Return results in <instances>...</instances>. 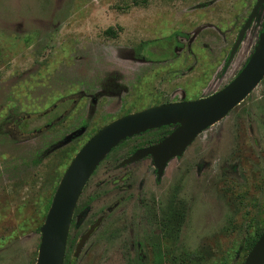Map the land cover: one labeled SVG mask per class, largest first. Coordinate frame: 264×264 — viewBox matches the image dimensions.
Masks as SVG:
<instances>
[{
    "label": "rangeland",
    "instance_id": "rangeland-1",
    "mask_svg": "<svg viewBox=\"0 0 264 264\" xmlns=\"http://www.w3.org/2000/svg\"><path fill=\"white\" fill-rule=\"evenodd\" d=\"M257 1L0 0V264H36L59 181L99 129L156 104L206 98L236 77L264 32V3L223 66ZM174 33L171 45L150 48L155 56H134ZM12 110L29 120L25 133L2 123ZM157 134L128 138L96 168L64 264H133L137 244L138 264H184L188 254L243 263L264 229V78L160 175L150 157L126 163Z\"/></svg>",
    "mask_w": 264,
    "mask_h": 264
},
{
    "label": "water",
    "instance_id": "water-1",
    "mask_svg": "<svg viewBox=\"0 0 264 264\" xmlns=\"http://www.w3.org/2000/svg\"><path fill=\"white\" fill-rule=\"evenodd\" d=\"M264 0H258L249 18L239 31L230 53H235L249 25ZM264 78V32L236 77L218 92L194 101L157 105L118 118L99 129L80 148L64 172L51 200L44 224L36 264H63L68 233L80 195L104 158L121 142L140 133L171 125L178 127L162 142L136 151L126 163L150 156L160 175L167 163L208 128L226 117ZM99 217L78 241L74 257H78L87 240L100 226ZM242 264H264V230Z\"/></svg>",
    "mask_w": 264,
    "mask_h": 264
},
{
    "label": "trees",
    "instance_id": "trees-1",
    "mask_svg": "<svg viewBox=\"0 0 264 264\" xmlns=\"http://www.w3.org/2000/svg\"><path fill=\"white\" fill-rule=\"evenodd\" d=\"M106 34H109L111 36L115 35L112 30H107L106 31ZM180 35H181L180 33H174L173 36H170V37H168L166 39H163V40H160V41H153V42L144 43V44L140 45L139 48L135 49L134 56L136 58H142L143 57L142 56L143 55L142 54L143 51L146 53V55L148 57L155 56L150 51V48L152 46H164L167 43H169L171 45L172 43L175 42V38L177 36H180ZM176 45L180 46L179 44H176ZM163 55L164 54H162V56ZM164 56H166V55H164ZM228 63H229V58L226 59L225 64L223 66V70H225V68L227 67ZM156 105H159V104H156ZM156 105H154V106H156ZM15 114H16L15 113V110H12L10 112V114H9V118L3 120L2 123H6V125H9L10 124L18 132L25 133L26 130L29 128L28 125H27L29 120L24 119V118L19 117V116H16ZM168 128H170V127H163V128H161V130H158V131L164 133V136H168L170 134V131L168 130ZM0 130H1V126H0ZM126 140H128V139H126ZM121 143H123V142H121ZM261 233H262V231L260 233H258L256 235L255 239L250 243L249 248H248V251H247V254L251 250V248L253 247L254 243L256 242V240L258 239V237L260 236ZM183 263L184 264H192V263L193 264H201V258L195 257L192 254H188L185 258H183Z\"/></svg>",
    "mask_w": 264,
    "mask_h": 264
},
{
    "label": "flooded vegetation",
    "instance_id": "flooded-vegetation-1",
    "mask_svg": "<svg viewBox=\"0 0 264 264\" xmlns=\"http://www.w3.org/2000/svg\"><path fill=\"white\" fill-rule=\"evenodd\" d=\"M247 62V61H246ZM245 65V64H244ZM240 72V71H239ZM163 104H169V103H163ZM159 105H162V104H159ZM157 106V105H156ZM154 107V106H153ZM150 108V107H149ZM129 114H131V113H129ZM126 115H128V114H126ZM125 115V116H126ZM166 127H172V125L171 126H166ZM161 128H163V127H160V128H158V129H153V130H149V131H146V132H154V131H156V132H158V134H157V136H156V140L154 141V142H149L145 147H141L139 150H141V149H144V148H147V147H151V146H154V145H156V144H159L160 142H162L165 138H167L171 133H172V131H170V128H168V130L170 131V134L168 135V136H164V133H162V132H159L158 130H161ZM166 131V130H165ZM202 134V133H201ZM198 137V136H197ZM148 157H150V156H147V157H145V158H148ZM151 158V157H150ZM142 160V159H141ZM171 161V160H170ZM169 161V162H170ZM169 162L167 163V165L169 164ZM167 165H166V167H167ZM165 167V168H166ZM159 181V177H157L156 178V182H158ZM102 217H104L103 215H101ZM101 216H99V217H101ZM98 217V218H99ZM97 218V219H98ZM96 219V220H97ZM81 238V237H80ZM80 240V239H79ZM77 245V244H76ZM76 245H75V247H76ZM131 249L132 250H134V252L136 253V259L135 260H133L131 263H137L138 264V261H139V259L141 258V250H140V245L139 244H137V246H132L131 247ZM74 252H75V249H74ZM130 253V252H129ZM129 253L127 254V255H129ZM143 257V256H142ZM73 258H76V257H74L73 256ZM66 259V251H65V258H64V260ZM64 263H66V262H64ZM63 263V264H64Z\"/></svg>",
    "mask_w": 264,
    "mask_h": 264
}]
</instances>
